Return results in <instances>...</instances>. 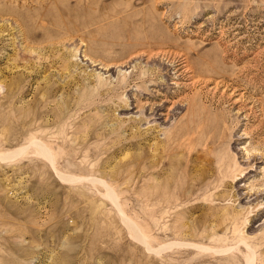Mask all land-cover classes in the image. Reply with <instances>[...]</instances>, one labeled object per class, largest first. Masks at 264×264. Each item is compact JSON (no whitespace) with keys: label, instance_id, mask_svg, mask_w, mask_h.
<instances>
[{"label":"rangeland","instance_id":"obj_1","mask_svg":"<svg viewBox=\"0 0 264 264\" xmlns=\"http://www.w3.org/2000/svg\"><path fill=\"white\" fill-rule=\"evenodd\" d=\"M0 264H264V0H0Z\"/></svg>","mask_w":264,"mask_h":264},{"label":"bare ground","instance_id":"obj_2","mask_svg":"<svg viewBox=\"0 0 264 264\" xmlns=\"http://www.w3.org/2000/svg\"><path fill=\"white\" fill-rule=\"evenodd\" d=\"M36 149V148H35ZM37 150V149H36ZM40 151H41V153H44L47 157H49L50 158V155L45 151V149H43V150H41V148H40ZM68 180V179H67ZM135 231H136V229H135ZM138 232V231H137ZM139 233V232H138ZM138 237L140 236V238H141V233L140 234H136ZM143 236V235H142ZM141 239H143V238H141ZM187 246V245H186ZM194 247V246H193Z\"/></svg>","mask_w":264,"mask_h":264}]
</instances>
